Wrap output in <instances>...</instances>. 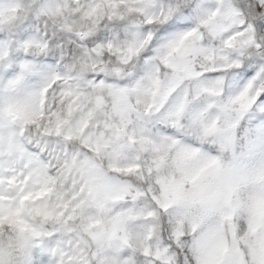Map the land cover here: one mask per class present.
Segmentation results:
<instances>
[{"label":"snow or ice","instance_id":"snow-or-ice-1","mask_svg":"<svg viewBox=\"0 0 264 264\" xmlns=\"http://www.w3.org/2000/svg\"><path fill=\"white\" fill-rule=\"evenodd\" d=\"M0 264H264V0H0Z\"/></svg>","mask_w":264,"mask_h":264}]
</instances>
